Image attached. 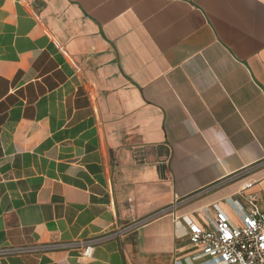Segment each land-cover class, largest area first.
Returning a JSON list of instances; mask_svg holds the SVG:
<instances>
[{"label": "crops", "instance_id": "crops-1", "mask_svg": "<svg viewBox=\"0 0 264 264\" xmlns=\"http://www.w3.org/2000/svg\"><path fill=\"white\" fill-rule=\"evenodd\" d=\"M250 196L264 0H0V248L53 245L0 264H197Z\"/></svg>", "mask_w": 264, "mask_h": 264}, {"label": "built area", "instance_id": "built-area-1", "mask_svg": "<svg viewBox=\"0 0 264 264\" xmlns=\"http://www.w3.org/2000/svg\"><path fill=\"white\" fill-rule=\"evenodd\" d=\"M251 185V184H249ZM250 209L240 204L233 209L239 216L241 224L233 219L216 203L215 215L208 218L205 225L190 219L187 221V235L192 244L201 248L199 254L193 256L197 264H264V211L260 209L255 196L248 197ZM206 213V211H202ZM185 219L177 216L176 220ZM124 228H115L113 235L122 236ZM82 257L92 256L95 248L93 242H77L75 244ZM53 248L49 244H34L0 248V256L46 252ZM182 261H177V264Z\"/></svg>", "mask_w": 264, "mask_h": 264}, {"label": "rangeland", "instance_id": "rangeland-1", "mask_svg": "<svg viewBox=\"0 0 264 264\" xmlns=\"http://www.w3.org/2000/svg\"><path fill=\"white\" fill-rule=\"evenodd\" d=\"M233 221H235L237 224H241V220L239 216H236L235 218H233Z\"/></svg>", "mask_w": 264, "mask_h": 264}]
</instances>
